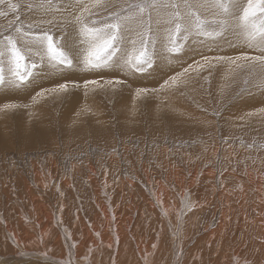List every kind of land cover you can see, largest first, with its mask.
Instances as JSON below:
<instances>
[{"label": "rangeland", "instance_id": "374dc122", "mask_svg": "<svg viewBox=\"0 0 264 264\" xmlns=\"http://www.w3.org/2000/svg\"><path fill=\"white\" fill-rule=\"evenodd\" d=\"M103 2L107 5L109 4V6H111L112 4H125V6H127L125 0H103ZM128 2H135V0H128ZM238 2H240L239 4H242L241 6H244L246 4V0H238ZM13 3L17 4L16 10H13L10 7V5ZM29 3H32V0H5L4 4H0V33L8 34L9 31H14L16 28H20L23 31H28L29 23L33 25L31 31L38 32L39 28L36 27V25H39L43 28L51 27V25L47 23H41V21H60L64 16H67V13L57 11L55 8H52L47 12H45L43 9H37L35 4H33L32 8H29ZM92 12L95 15L89 16L88 13H85L86 21L91 19H99L100 16L106 14L103 8H93ZM230 34L232 35L233 32L228 31L226 33L227 36L225 35L224 39H218L219 42H213L212 39H209L207 37L191 35L187 41H182L184 51L178 55L175 53H169L167 52L166 48H163V54H165L163 55V58H167L166 60H164L165 63L163 62L162 64H160L161 62L159 60V53L157 51V68L155 67L154 70L142 74L132 75L128 72H114L110 69H107L105 73H103L104 70L90 72L86 70L83 71V68H81L80 70L79 67H74L70 70L63 69L60 71H50V69H48V66H45L46 68L44 67L45 70L43 69V72L40 71L37 73H42L39 75L44 77L43 79H40V81L39 79L37 80V83L39 82L38 85H43L42 87L45 88L53 86L56 81L60 79L61 75L72 78V80H75L76 84H69V92L66 93L65 96L62 97V99H59V96L57 97L53 94H51L50 98L47 96L49 93L47 95H43L44 97H41V95H39L40 89H37L39 87H35V89L32 88L34 87L32 84L27 85L30 88V93H32L33 95L37 94L36 96L43 101L41 102L45 104L46 110L49 112V115H53L49 118L50 121L52 120L51 127L49 129L52 132L49 131V134L47 136H51V138L48 139L49 142L46 141V139H44L46 141L44 142L43 138L39 136V140L37 138L38 142H32L28 148L23 146L20 141H18L19 139L17 138L19 137H17V135H20V133L24 129H26V127L29 125V122H34L36 120L32 119L31 121H29L25 119L17 122L12 121L14 115H11V112L13 113V110L11 111V108H6L4 105L16 104L17 107L12 109L15 110L14 112L18 113L19 107L24 103L25 100H16V98H14V95L11 92L14 88L0 87V103L3 102L1 103L2 105H0V108L4 107L8 112H10L8 114V112L5 111L4 108L0 109V116L7 117L10 121H12L9 122V125H6L8 129L10 128V130L7 132L3 128L2 120L0 119V264H54L52 262L54 258L57 259L56 261H59L58 257L64 256V253H62V251L66 249V245H62V238L64 237V235L68 234H70L71 241L72 239L74 240L70 244L74 245L73 247L76 251L74 256L75 259L77 261H80L84 257L87 258V255L89 253L90 256L88 258L90 262H92V264H146L147 262H151V264H155L156 262V264H174L173 261H176L175 263L177 264H183V262H185L184 264H224L227 258L230 259L233 254H237V250L244 254L245 248L242 249V247L240 248V246H237L236 248V245L232 247H230V245L224 246L226 245V243L224 242V240H222L223 235L220 233L219 226L220 221H222L223 217L221 214L216 218L213 217L215 212L214 208H216L215 204H213V207L211 205H209L208 207V201H206L211 200L210 198H212V200H218V197L224 196L225 193H229L222 199L225 201L224 211L228 212L227 215L229 214L230 216H232L233 213H231V211L233 212L234 208L238 213H236L237 218L241 216L240 211L234 207L237 203V200H235L234 197L232 198L230 195H232L233 193L226 189L228 187V183L226 182V180L230 178L231 171L236 172V174L239 173L238 176L241 178L240 180L245 182L249 181V173H247L248 171L250 172L251 176H253V174L255 176L252 182L257 178L256 176H258L257 179H264V125L261 126L259 123V121L263 120L264 118V111H260V109H264V84H262V82H264V73H262V70L260 68L252 67L250 63H246V61L243 59L236 60L237 64L227 61L217 62L213 59V63L211 66L203 61L204 56H207L209 58L220 56L236 58L242 57L243 55H247L249 57L259 56L260 51L255 47H248V43L244 39V37H238L239 35L235 33L234 36H231ZM190 43H193L194 45ZM218 44H222L221 47ZM188 45H191V47ZM222 46H224V49L222 48ZM219 48L221 49V52H219ZM231 53H233L234 56ZM255 53L258 55H256ZM244 63H246L247 67L244 66ZM203 64L206 65L203 66L205 68L199 66ZM163 66L165 68H163ZM239 66L241 67V69H239ZM185 69H187V71H185ZM47 73L50 74L48 75ZM51 74L56 75L54 79L49 80L52 76ZM172 76H176L175 82L171 81L170 77ZM46 77L48 78L47 82ZM79 77L81 78L79 79ZM178 78H180V80H178ZM118 79L119 81H121V83H115V81H117ZM85 80H96L98 81V83H89L85 85ZM165 80L168 81L167 84H165ZM109 81H113V83L109 84ZM183 83L184 85L186 84L185 87L181 86L183 85ZM180 86L182 89L179 88ZM139 88H147L149 91L146 94H141L138 98L136 92ZM189 89H194V91L191 92ZM196 90L197 92H195ZM8 91L10 92V94ZM130 91L132 92V94H135L133 95V98ZM3 92L4 94H2ZM165 92H169L168 95L175 96L174 101L172 102H179L180 105H182V102H184V106H186L188 110L191 109L193 117L187 120L186 114L183 115L171 113L168 110L169 104ZM196 93L199 94L197 95ZM8 94L9 96H6ZM74 94L75 96L80 94V96L84 100L82 99L83 101L80 103L81 107L79 108V110L77 107L75 108L76 111L71 110V113L68 115L71 104L75 102L73 101L75 100V96L73 97ZM85 95L88 99H85ZM111 96H114V98ZM163 96H166L164 97L166 99H164ZM177 96H179V98H177ZM12 97L13 100H11ZM116 97H118L117 100L115 99ZM130 97L132 99H130ZM190 97L194 98V100L198 97V99L195 100L197 102L190 99ZM216 97H218V99ZM4 98L7 102L3 100ZM150 98L152 101L150 100ZM154 98L156 99L153 100ZM199 98L201 99V102ZM102 99L104 100V102L102 101ZM12 101L15 102L13 103ZM84 101L87 103V105ZM126 101L130 104L129 106L122 105L126 104ZM90 102H92L93 105L92 103L90 104ZM152 102H154V104ZM251 104L254 106H252ZM30 105L33 106L32 104ZM58 105L59 107H56ZM82 105H85L83 106L84 110H81ZM117 105L121 106L117 107ZM258 105H260V107ZM97 106H99L98 108H100L101 112H96L98 109ZM247 106L250 110H248ZM86 107L88 108L89 112L85 110L87 109ZM124 107L126 109H129V112L125 111L126 114L121 113L119 109L121 108L122 110H125ZM131 107L133 109L135 107L134 111L137 112L136 114L134 113V111H130ZM242 107L244 108V110ZM89 108H91V110ZM92 109L94 110V112ZM152 109H154V111ZM115 110H117V112H115ZM188 110L185 109L186 112H188ZM87 112L91 115H88ZM138 113H141V115H139ZM237 114H240V116H237ZM257 115L262 117L259 118V116ZM94 116H96L98 120L110 124L106 132L93 134L91 133L90 128L88 129V131L83 133L81 132L73 138H68L66 136L64 137L63 135H59L60 139L57 137L55 138L54 134L58 133L61 129L69 128L68 122H70L71 119H75V124L84 121L85 127L81 128L82 131H84L87 129L86 121H92L94 119ZM53 117L55 120L53 119ZM241 118L243 120L247 118L245 119L246 122L245 120L242 121ZM22 121L24 122V124ZM247 122L250 123V127L247 125ZM98 123L100 122L98 121ZM125 123L126 127L130 129L126 130V127H122V124ZM10 124L13 127H11ZM19 124L25 126H20ZM231 124H234L233 127L235 131L232 130V126H230ZM18 126H20L19 129ZM54 126H56L58 129ZM85 137L88 139H86ZM7 138H10V141ZM217 149H219L220 152H218ZM258 157H261V163ZM168 159L170 161H175L177 164L179 163L178 168H180V174H188V177L191 176L189 172H192L195 169H188L186 165L189 164L192 167H200V177L195 178L193 185L194 187L189 194L190 200L188 201L190 203L189 206L192 207L191 213L196 212V210L198 209L197 207H201L197 211H207V215L204 216V218L202 216L201 218L199 217L197 222L193 225L194 227L192 226V228L189 230L188 228H186V225H184L189 216L184 217V219L180 221L176 217V215L171 214L167 215V219H165L162 216L161 210L158 208H156L158 210L155 209L154 212L146 211L152 214L151 217L147 216L148 219L145 216L143 217L144 219L140 218L139 216L140 208L143 204L146 205L147 203H151L154 205L155 202L153 197L151 196V191L158 190V188L154 185L148 186L146 181L140 182L137 179V176L139 175L143 179L140 180L144 181L146 180V173L149 172V176L152 179L153 184L157 181L163 182L164 189L166 191H171V188H169L168 184L165 183L167 179L168 181H171L173 177H170L171 175L169 172L171 171L169 169H164L166 167L165 164L168 162ZM157 163H160V165H157ZM73 167H76V169ZM92 167H95V170L96 172H98V174H93L91 172ZM256 170L258 171V173ZM210 171L212 173H210ZM36 173L40 174L38 186H36ZM218 173L221 178L215 181L214 175H218ZM212 174L213 177H211ZM156 175L158 178L156 177ZM242 175H244L245 177L243 178ZM143 176L145 178H143ZM88 177L92 180V182ZM104 177L106 178V180H110V183L106 184L107 191L105 189L104 191L102 188V185L104 184V182L102 181L105 180ZM49 178H52V181ZM155 178L158 180H156ZM47 179L48 181H51L50 187H53V189L51 188V191L46 190V188L48 189L46 181ZM72 179L73 181H71ZM159 179L161 181H159ZM257 179L253 183L259 181ZM66 180L67 182H70L67 188H65L63 186L64 183H62ZM125 181H127V183L128 181L139 182L138 184L140 186L138 187L140 189H142L141 186L143 188L145 187L146 190H143V193L146 195V197L148 196V199L150 197V200H142L139 193H135L136 200L130 201L126 197H124V199L122 196L123 191L126 192L127 197H130V191L128 192L129 188L127 186V183L124 184ZM215 182H217V185L213 190L210 186L212 184L215 185ZM191 183L192 180L188 179L185 182V185L188 186ZM231 183L233 185H236V180L232 181ZM263 183H256V189L257 187H259V185L264 189ZM41 184H45V189L40 188ZM70 184L72 185L70 186ZM98 186L100 187V189ZM110 187H112V190ZM55 188L59 191H53ZM234 188V191L236 193L241 194L243 192V188ZM95 191H97L99 194H97ZM175 194H172L174 202L171 197H169L168 200L178 206L177 203L179 201L176 200H179V197H177L179 193L175 192ZM99 195L103 196L104 198L100 197ZM137 195L140 198L137 197ZM183 197L186 198L187 193L183 195ZM230 197L231 201L234 202L233 206H231V204H226V199L230 200ZM122 198L124 201L122 200ZM117 203L119 204V207L117 206ZM114 204L116 205L115 207ZM123 204L125 205V207ZM102 205L104 207H101ZM128 205H131L133 208H131V206L129 207ZM217 205H219V208L221 210L222 204ZM126 210H128V212ZM53 214H55L56 216ZM115 215V219L110 218V216L114 217ZM230 216L229 218L231 219ZM131 217L133 218V225L131 224V220H129ZM108 219L110 221H108ZM122 219L125 221H123ZM168 219L170 220L168 221ZM228 219L226 220L229 225L227 230H229V228L230 230H235L236 228H238V225L233 227V218L232 221H230L232 224H229L230 222L228 221ZM146 221L148 223L145 226ZM238 221H240V218L236 219L237 223H239ZM168 222H171L173 226H171V223ZM116 223L122 224L121 229L118 230L119 232L117 231L118 228H114ZM178 225H180V231L177 230ZM41 231L45 233H42ZM133 231H135L137 234L140 233V235L138 234L140 237L144 236V246H150L151 242L149 240L152 239L151 241L153 243V241L157 238L155 246H150L148 255H145L143 253V255L140 256L139 247H137L136 244L137 241L133 239ZM11 232H13V234ZM175 233H177V235ZM215 233H217V237ZM12 235L14 236L12 237ZM47 235L49 237H47ZM212 235H214V237ZM88 236H90L91 238ZM230 236L231 238H233L234 233H231ZM32 239L34 240L33 242ZM176 239L179 240L178 242L180 246H176L179 249L178 253H176V247L174 248V241ZM207 239L210 240L208 241ZM210 241L213 242L210 244ZM21 242H24L25 244H23L25 246L23 244L21 245ZM263 242L264 240L257 239L258 247H260L257 248V250H261L262 244L264 245ZM17 244L18 246H16ZM193 244L196 245L197 251L195 250V245ZM208 244H210V246ZM80 245L84 246L81 252L80 250H78V248L81 247ZM93 246L95 248H93ZM202 246L205 248L204 251H201L200 247ZM226 247H229L228 249L230 250V252L228 249H226ZM125 248H127L126 251ZM119 251H121V253ZM124 252L125 254H123ZM144 252L146 253V251ZM173 252H175V255L173 254ZM232 252L234 253L232 254ZM157 256L159 261H155V257ZM245 256L242 257V260L245 259V261L247 262L236 261V264H264V260L261 261L262 257H260V255H258L260 259L257 261L254 260V258H250L251 254H247ZM49 257H51L52 259ZM163 258H165V260H163ZM145 260L148 261H146L145 263ZM229 264L231 263L229 262Z\"/></svg>", "mask_w": 264, "mask_h": 264}, {"label": "snow or ice", "instance_id": "6c2138e0", "mask_svg": "<svg viewBox=\"0 0 264 264\" xmlns=\"http://www.w3.org/2000/svg\"><path fill=\"white\" fill-rule=\"evenodd\" d=\"M4 3L5 0H0V4ZM125 3L127 6H109L103 0H32L29 8L33 4L45 12L55 8L67 16L60 21H41L51 27L36 25L38 32L31 31L33 25L29 23L28 31L16 28L8 34L0 33V87L21 88L32 84L40 88L41 96L46 93L59 96L68 93L69 84L76 82L61 75L53 86L38 85L37 80L44 77L37 73L43 71L45 65L53 71L82 67L90 72L110 69L142 74L156 67L157 43L167 52L178 55L184 51L182 41H187L191 35L218 42L228 31L244 37L248 47L257 48L260 55L234 59L204 56L205 63L211 66L213 59L230 63L243 59L264 73V0H246L244 6L238 0H125ZM10 7L16 10L17 4ZM93 8H103L106 14L86 21L85 13L95 15ZM170 79L175 82L176 76ZM84 83L97 84L98 81L85 80ZM148 91L139 88L136 95ZM5 107L17 106L7 104Z\"/></svg>", "mask_w": 264, "mask_h": 264}, {"label": "bare ground", "instance_id": "6f19581e", "mask_svg": "<svg viewBox=\"0 0 264 264\" xmlns=\"http://www.w3.org/2000/svg\"><path fill=\"white\" fill-rule=\"evenodd\" d=\"M244 1V0H243ZM240 3V2H239ZM109 5V4H108ZM240 5H242V4H240ZM32 11V10H31ZM33 14V13H32ZM87 14V13H86ZM56 18V17H55ZM210 18V17H209ZM89 19V18H88ZM35 21V20H34ZM231 33V32H230ZM226 35V34H225ZM228 35V34H227ZM226 35V36H227ZM231 35V34H230ZM233 36H234V33L232 34ZM231 35V36H232ZM238 37H240V36H238ZM225 38V37H224ZM223 38V39H224ZM232 38V37H231ZM236 38V37H235ZM210 39V38H209ZM222 40V39H221ZM236 40V39H235ZM239 40V39H238ZM192 41V40H191ZM234 41V40H233ZM199 42V41H198ZM219 42V41H218ZM223 42V41H222ZM197 43V42H196ZM190 44H193V43H190ZM235 44H237V43H235ZM194 45V44H193ZM218 45H220V44H218ZM222 45V44H221ZM221 45H220V47H221ZM186 46V45H185ZM188 46H190L191 47V45H188ZM218 47V46H217ZM224 46H222V48H223ZM220 49V48H219ZM224 49V48H223ZM222 49V50H223ZM231 49V48H230ZM157 51H158V53H159V60H160V64H162L163 62H164V60H166V59H164L163 57V55H165V54H163L164 53V51H163V48L160 46V44L159 43H157ZM188 51V50H187ZM226 51V50H225ZM244 51H245V49H244ZM243 51V52H244ZM207 52V51H206ZM219 52H221V49H220V51ZM230 52V51H229ZM256 52H258V51H256ZM197 53V52H196ZM204 53V52H203ZM213 53V52H212ZM211 53V54H212ZM242 53V52H241ZM260 53V52H259ZM208 54V53H207ZM232 55H233V53H231ZM256 54V53H255ZM182 55V54H181ZM192 55V54H191ZM256 55H258V54H256ZM260 55V54H259ZM158 56V55H157ZM170 56V55H169ZM209 56V55H208ZM211 56V55H210ZM231 56V55H230ZM234 56V55H233ZM228 57V56H227ZM191 58V57H190ZM199 59V58H198ZM203 59V58H202ZM234 59V58H233ZM195 61V60H194ZM204 61V60H203ZM178 62V61H177ZM192 62V61H191ZM205 62V61H204ZM228 62V61H227ZM165 63V62H164ZM213 63V62H212ZM222 63V62H221ZM247 63V62H246ZM246 63H244V66H246L247 67V65H246ZM171 64V63H170ZM195 64V63H194ZM219 64V63H218ZM237 64V63H236ZM203 65H205V64H203ZM240 65V64H239ZM45 66H47V65H45ZM44 66V67H45ZM162 66V65H161ZM206 66V65H205ZM223 66V65H222ZM228 66H230V65H228ZM234 66V65H233ZM241 66V65H240ZM239 66V67H240ZM243 66V67H244ZM46 68V67H45ZM81 68L82 67H79V69L81 70ZM157 68V67H156ZM163 68H165L164 66H163ZM203 68H205V67H203ZM223 68V67H222ZM232 69V68H231ZM234 69V68H233ZM237 69V68H236ZM239 69H241V67L239 68ZM244 69V68H243ZM45 70V69H44ZM106 70L107 69H105L104 71H103V73H105L106 72ZM248 70V69H247ZM51 71V70H50ZM49 71V72H50ZM66 71V70H65ZM83 71H85V70H83ZM109 71V70H108ZM167 71V70H166ZM249 71V70H248ZM43 72V71H42ZM46 72H47V69H46ZM46 72H45V74H46ZM61 72H64V71H61ZM67 72V71H66ZM65 72V73H66ZM168 72V71H167ZM232 72V71H231ZM99 73H101V72H99ZM234 73V72H233ZM39 74H42V73H39ZM39 74H37V75H39ZM44 74V73H43ZM48 74V73H47ZM50 74V73H49ZM48 74V75H49ZM64 74V73H63ZM95 74V73H94ZM152 74V73H151ZM52 75V74H51ZM56 75V74H55ZM55 75L53 74L51 77H50V79L49 80H52V79H54V77H55ZM75 75V74H74ZM80 75H82V74H80ZM40 76V75H39ZM47 76V75H46ZM60 77V76H59ZM92 77V76H91ZM179 77V76H178ZM47 78V77H46ZM81 77H79V79H80ZM109 78V77H108ZM111 78V77H110ZM188 78V77H187ZM56 79V78H55ZM72 79V78H71ZM116 79H117V77H116ZM47 80H48V78L46 79V82H47ZM57 80V79H56ZM99 80V79H98ZM119 80V79H118ZM178 80H180V78H178ZM177 80V81H178ZM39 81H40V79H39ZM75 81V80H74ZM114 81V80H113ZM184 81V80H183ZM182 81V82H183ZM82 82V81H81ZM37 83V82H36ZM39 83V82H38ZM37 83V84H38ZM42 83V82H41ZM51 83V82H50ZM79 83H80V81H79ZM170 83V82H169ZM184 83H186V82H184ZM184 83H183V85H181L182 87H185L186 86V84L184 85ZM52 84V83H51ZM85 84V83H84ZM30 85V84H29ZM80 85V84H79ZM172 85H174V84H172ZM43 86V85H42ZM177 86V85H176ZM181 86L179 87L180 89H182L181 88ZM192 86V85H191ZM262 86V85H261ZM172 87V86H171ZM23 88V87H22ZM22 88H14L11 92H12V94L14 95V98H16V100L17 99H19V100H21V99H24V100H22V101H24V103L19 107V110H18V113H16V112H14L15 110L14 109H12L11 108V111L13 110V113L11 112V115L13 114L14 115V117H13V119H12V121H20V120H29V121H31L32 119H35L36 121H34V122H29L28 124V126L26 127V129H24L21 133H20V135H17V137H19V138H17V139H19L18 141H20V143L23 145V146H25V147H29L30 146V144L33 142V143H36V142H38V140H39V136H41L42 138H43V140L44 139H46V141H48V139L49 138H51V136H49V137H47L48 136V134H49V129H50V127H51V121H50V117H52V116H50L49 115V112L46 110V106H45V104L44 103H42L43 101L41 100V99H39L36 95L37 94H35V95H33L32 93H30V88L27 86V87H24L23 89ZM32 88H35V86L34 87H32ZM37 88V87H36ZM35 88V89H36ZM122 88V87H121ZM196 88V87H195ZM37 89H40V88H37ZM101 89V88H100ZM34 90V89H33ZM90 90V89H89ZM168 90V89H167ZM187 90H188V88H187ZM190 90V89H189ZM199 90V89H198ZM201 90V89H200ZM10 91V90H9ZM8 91V92H9ZM36 91V90H35ZM34 91V92H35ZM37 91H39V90H37ZM88 91V90H87ZM110 91V90H109ZM128 91V90H127ZM191 92L192 91H194V89L193 90H190ZM6 92V91H5ZM94 92V91H93ZM108 92V91H107ZM126 92V91H125ZM131 92V91H130ZM195 92H197V90L195 91ZM216 92V91H215ZM0 93H1V90H0ZM36 93V92H35ZM84 93V92H83ZM110 93V92H109ZM121 93V92H120ZM127 93V92H126ZM152 93V92H151ZM187 93V92H186ZM219 93V92H218ZM218 93H215V94H218ZM2 94H4V92L2 93ZM9 94H10V92H9ZM9 94L8 95H6V96H9ZM48 93H46V95H47ZM85 94V93H84ZM98 94V93H97ZM105 94V93H104ZM113 94V93H112ZM115 94V93H114ZM130 94V93H129ZM131 94H132V92H131ZM158 94V93H157ZM169 94V92H165V95L167 96V99H168V110L171 112V113H177V114H186V116H187V120H189V119H191L192 117H193V113H192V111H191V109L190 110H188L187 108H186V106H184V102H182V105H180L179 104V102H172V101H174V98H175V96L174 95H168ZM172 94V93H171ZM178 94V93H177ZM191 94V93H190ZM197 94V93H196ZM199 94V93H198ZM197 94V95H198ZM201 94V93H200ZM95 95V94H94ZM121 95V94H120ZM133 95H135V94H132V98H133ZM1 96V95H0ZM48 97H50L51 98V94L49 93L48 95H47ZM65 96V94H61V95H59V99H62V97H64ZM75 96V94L73 95V97ZM116 96H117V94H116ZM150 96H153V95H150ZM166 96H163V98L164 97H166ZM188 96V95H187ZM11 97V96H10ZM42 97V96H41ZM44 97V96H43ZM111 97H113L114 98V96H111ZM129 97V96H128ZM138 98H139V96H137ZM193 97V96H192ZM254 97V96H253ZM252 97V98H253ZM68 98V97H67ZM75 100H73V101H75V102H73L72 104H71V106H70V109H69V112H68V115L71 113L70 111L71 110H75L76 111V109L75 108H77L78 107V110H79V108L81 107V102L84 100L81 96H80V94L79 95H76L75 97ZM92 98H93V95H92ZM96 98V97H95ZM101 98V97H100ZM106 98H108V97H106ZM117 98L118 97H116L115 99L117 100ZM131 97H130V99H132ZM143 98V97H142ZM152 98V97H151ZM151 98H150V100H151ZM177 98H179V96H177ZM189 98V97H188ZM217 99H218V97H216ZM10 99V98H9ZM8 99V100H9ZM43 99V98H42ZM83 99V100H82ZM85 99H88V98H86V95H85ZM126 99V98H125ZM146 99V98H145ZM156 98H154L153 100H155ZM157 99H159V98H157ZM164 99H166V98H164ZM190 99H192V100H194V98H191L190 97ZM197 99H198V97H197ZM197 99H195V100H197ZM200 99V98H199ZM217 99H216V101H217ZM3 100H5V98L3 99ZM11 100H13V97H12V99ZM46 100V99H45ZM69 100V99H68ZM97 100V99H96ZM118 100H120V99H118ZM123 100H124V98H123ZM194 100V101H195ZM1 101V100H0ZM6 101V100H5ZM21 101V102H22ZM42 101V102H41ZM89 101V100H88ZM87 101V102H88ZM102 101L104 102V100L102 99ZM107 101H108V99H107ZM148 101V100H147ZM152 101V100H151ZM7 102V101H6ZM13 103L15 102V101H12ZM11 102V103H12ZM17 102V101H16ZM59 102H62V101H59ZM65 102V101H64ZM85 102V101H84ZM124 102V101H123ZM131 102V101H130ZM156 102V101H155ZM161 102V101H160ZM163 102V101H162ZM181 102V101H180ZM193 102V101H192ZM195 102H197V101H195ZM199 102V101H198ZM200 102H201V99H200ZM203 102V101H202ZM249 102V101H248ZM1 103H3V102H1ZM0 103V105H2ZM10 103V102H9ZM86 103V102H85ZM84 103V104H85ZM92 102H90V104H91ZM102 103V102H101ZM145 103V102H144ZM147 103V102H146ZM153 104H154V102H152ZM165 103H167V102H165ZM165 103H163V104H165ZM184 103V104H183ZM250 103H251V101H250ZM30 104H32L33 106H31ZM99 104V103H98ZM107 104V103H106ZM115 104H116V102H115ZM118 104H119V101H118ZM133 104H134V102H133ZM162 104V105H163ZM4 105V104H3ZM6 105V104H5ZM4 105V106H5ZM16 105V104H15ZM86 105H87V103H86ZM92 105H93V103H92ZM91 105V106H92ZM109 105V104H108ZM123 106L124 105H130L127 101H126V104H122ZM252 105V104H251ZM65 106V105H64ZM83 106H85V105H82V109L81 110H84L83 108ZM100 106V105H99ZM99 106H97V108L99 107ZM120 107L121 105H117V107ZM131 106H133V105H131ZM147 106V105H146ZM252 106H254V105H252ZM259 107H260V105H258ZM2 107V106H1ZM56 107H59V105L58 106H56ZM135 107H136V105H135ZM135 107H134V109L131 107V109H130V111H134L135 110ZM154 107V106H153ZM189 107V106H188ZM248 107V106H247ZM256 107V106H255ZM4 107H2V108H0V109H3ZM87 108V107H86ZM125 108V107H124ZM128 108V107H127ZM139 108V107H138ZM148 108V107H147ZM239 108V107H238ZM243 108V107H242ZM254 108V107H253ZM5 109V108H4ZM10 109V108H9ZM49 109V108H48ZM90 110H91V108H89ZM99 109V110H98ZM97 109V113L100 111V108H98ZM120 109V111H121V113H123V114H126L125 113V111H127V112H129V109H126L125 108V110L123 109H121V108H119ZM155 109V108H154ZM154 109H152L153 111H154ZM185 109L186 110H188V112H186L185 111ZM85 110H87L88 111V108L87 109H85ZM93 110V109H92ZM96 110V109H95ZM140 110V109H139ZM243 110H244V108H243ZM248 110H250L249 109V107H248ZM4 111V110H3ZM5 111H7L6 109H5ZM104 111V110H103ZM150 111V110H149ZM251 111H252V109H251ZM259 111V110H258ZM8 112V111H7ZM54 112H56V111H54ZM63 112V111H62ZM80 112V111H79ZM89 112V111H88ZM87 112V113H88ZM91 112V111H90ZM93 112H94V110H93ZM92 112V113H93ZM101 112V111H100ZM110 112V111H109ZM115 112H117V110H115ZM140 112V111H139ZM239 112V111H238ZM250 112V111H249ZM10 112H8V114H9ZM66 113H67V111H66ZM81 113V112H80ZM106 113V112H105ZM131 113V112H130ZM134 113L136 114L137 112H135L134 111ZM3 114H4V112H3ZM6 114V113H5ZM83 114V113H82ZM85 114V113H84ZM104 114V113H103ZM117 114V113H116ZM135 114H133V115H135ZM139 114V113H138ZM255 114V113H254ZM253 114V115H254ZM77 115V114H76ZM80 115V114H79ZM86 115V114H85ZM88 115H91V114H89L88 113ZM139 115H141V113L139 114ZM154 115V114H153ZM202 115V114H201ZM251 115V114H250ZM117 116V115H116ZM132 116V115H131ZM237 116H240V114L238 115L237 114ZM242 116V115H241ZM256 116V115H255ZM257 116H259V115H257ZM55 117V116H54ZM54 117H53V119H54ZM58 117V116H57ZM121 117V116H120ZM129 117V116H128ZM202 117V116H201ZM250 117V116H249ZM262 117V116H261ZM260 116H259V118H261ZM264 117V116H263ZM10 118V117H9ZM56 118V117H55ZM94 119L92 120V121H90V122H87L86 121V125H87V129L86 130H84V131H82V129L81 128H84L85 126H84V121H82V122H78L77 120V124H75V119H71L70 120V122H68L69 123V128H64V129H61L59 132H58V130H57V132L58 133H56V134H54L55 135V138L57 137V138H59L60 139V136L59 135H63L64 137L66 136V137H68V138H73L74 136H77L79 133H83V132H86V131H88V129H90L91 128V133H93V134H97V133H99V132H106L107 131V129H108V126L110 125V124H107V123H105V122H102V121H100V120H98L97 118H96V116H94L93 117ZM183 118H185V117H183ZM0 119L2 120V124H3V128L8 132L9 130H10V128L8 129L7 128V126L6 125H9V122H12V121H10L7 117H4V116H0ZM145 119V118H144ZM194 119V118H193ZM196 119V118H195ZM245 119H247V118H245ZM244 119V120H245ZM1 120H0V123H1ZM55 120V119H54ZM136 120V119H135ZM241 120L242 121H244L242 118H241ZM98 121L100 122V123H98ZM121 121V120H120ZM119 121V122H120ZM196 121V120H195ZM248 121V120H247ZM23 122V121H22ZM59 122V121H58ZM112 122V121H111ZM127 122V121H126ZM188 122V121H187ZM245 122H246V120H245ZM249 122V121H248ZM247 122V123H248ZM15 123V122H14ZM243 123V122H242ZM259 123H260V125L261 126H263L264 125V118H263V120H260L259 121ZM1 124V125H2ZM11 124H13V123H11ZM11 124H10V126H11ZM23 124H24V122H23ZM20 126L22 125V124H19ZM130 125H131V123H130ZM130 125H128V126H130ZM200 125V124H199ZM205 125V124H204ZM233 125L234 124H231L230 126H232V130L233 131H235V129H234V127H233ZM249 127H250V123H248L247 124ZM246 125V126H247ZM255 125V124H254ZM20 126H18V129L20 128ZM22 126H25V125H22ZM58 126H59V124H58ZM260 126V127H261ZM11 127H13V126H11ZM54 127H56V126H54ZM122 127H126V123L125 124H122ZM202 127V126H201ZM57 128V127H56ZM197 128H198V126H197ZM257 128V127H256ZM255 128V129H256ZM12 129V128H11ZM16 129V128H15ZM14 129V130H15ZM58 129V128H57ZM127 129H130V128H128V127H126V130ZM196 129V128H195ZM244 129V128H243ZM254 129V130H255ZM261 129V128H260ZM264 129V128H263ZM17 130V129H16ZM151 130V129H150ZM4 131V130H3ZM55 131H56V129H55ZM258 131V130H257ZM1 132V131H0ZM13 132V131H12ZM50 132H52V131H50ZM260 132H262V131H260ZM122 133V132H121ZM130 133V132H129ZM7 134V133H6ZM88 134H89V132H88ZM258 134V133H257ZM256 134V135H257ZM260 134V133H259ZM5 135V134H4ZM1 136V135H0ZM14 136H15V134H14ZM53 136V135H52ZM90 136V135H89ZM4 137V136H3ZM7 137H9V136H7ZM47 137V138H46ZM81 137V136H80ZM91 137V136H90ZM37 138H38V140H37ZM79 138V137H78ZM86 138V137H85ZM8 139V138H7ZM41 139V138H40ZM86 139H88V138H86ZM9 141H10V138L8 139ZM11 140H12V138H11ZM42 140V141H43ZM2 141V140H1ZM8 141V142H9ZM45 140H44V142H46ZM91 141V140H90ZM7 142V141H6ZM49 142V141H48ZM52 142V141H51ZM50 142V143H51ZM68 142H70V141H68ZM4 143V142H3ZM10 143V142H9ZM6 144V143H5ZM66 144V143H65ZM4 145V144H3ZM12 145V144H11ZM73 145V144H72ZM6 147H9V146H6ZM231 149V148H230ZM206 150V149H205ZM217 151L218 152H220V150L219 149H217ZM230 151V150H229ZM232 151V150H231ZM233 153V152H232ZM243 153H245V152H243ZM247 156V155H246ZM215 158V157H214ZM217 158V157H216ZM238 158H239V156H238ZM194 159V158H193ZM258 159H259V161H260V163H261V157H258ZM257 159V160H258ZM192 162H193V160H192ZM195 162V161H194ZM166 163V162H165ZM179 164V163H178ZM178 164L175 162V161H170L169 159H168V162L165 164L166 165V167L164 168V169H169L171 172H169L170 173V177H172V180L171 181H168V179L165 181V183L166 184H168V186H169V188H171V191H166L165 189H164V184H163V182H155L154 184H153V182H152V179L150 178V176H149V172L148 173H146V180H144V181H142L143 179L138 175L137 176V179L140 181V182H147V184H148V186L149 185H154V186H156L157 188H158V190H154V191H151V196L153 197V199H154V205L153 204H148L146 201V205L145 204H143L142 206H141V208H140V218H143L144 216L147 218V216H150L151 217V213H149V212H146V211H153L154 212V210L156 209V208H158V209H160L161 210V212H162V216L165 218V219H167V215H176V217L180 220V221H182L183 219H184V217H186V216H189L188 218H187V221H186V223L184 224V225H186V228H188V230L189 229H191L192 228V226L197 222V220L199 219V217L201 218V216L204 218V216H206L207 214H206V212L207 211H197L198 209H200L201 207H197L198 209L196 210V212H193V213H191V211H192V207L191 206H189V201L188 200H190V198H189V194H190V192L193 190V185H194V180H195V178L197 177V178H199L200 177V174H199V172H200V167H198V166H196V167H192L191 165H186L187 167H188V169H190V168H194L195 170H193L192 172H189V174H191V176L190 177H188V174H185L184 173V175H181L180 174V168H178ZM184 164V163H183ZM203 164V163H202ZM205 164V163H204ZM207 164V163H206ZM89 165V164H88ZM139 165V164H138ZM157 165H160V163H157ZM72 166V165H71ZM76 166V165H75ZM84 166V165H83ZM257 166V165H256ZM255 166V167H256ZM182 167V166H181ZM230 167V166H229ZM233 167V166H232ZM252 167H253V165H252ZM254 167V168H255ZM73 168H75L76 169V167H73ZM79 168V167H78ZM159 168V167H158ZM234 168V167H233ZM92 169V173L93 174H98V172H96V170H95V167H92L91 168ZM100 169V168H99ZM145 169V168H144ZM182 169V168H181ZM227 169V168H226ZM235 169V168H234ZM149 170V169H148ZM255 170V169H254ZM258 170V169H257ZM256 170V171H257ZM74 171V170H73ZM82 171V170H81ZM213 171V170H212ZM238 171V170H237ZM262 171V170H261ZM50 172V171H49ZM79 172V171H78ZM105 172V171H104ZM163 172V171H162ZM253 172H255V171H253ZM156 173V172H155ZM210 173H212L211 171H210ZM225 173V172H224ZM244 173V172H243ZM247 173H249L248 174V178H249V181L248 182H245V181H242V180H240L241 178L238 176V174H236V172H233V171H231V174H230V178H228L227 180H226V182L228 183V187L226 188V189H228V191H231L233 194L232 195H230L232 198L234 197L235 198V200H237L236 202V205L234 206L237 210H239L240 211V214H241V216H239V217H237L236 218V213H237V211L233 208V212L231 211V213H233V215L232 216H230L229 214L227 215V213L228 212H226V211H224V200H222L225 196H227L229 193H225L224 194V196H220V197H218L219 199L218 200H212V198H210L211 200H206V201H208V204H207V206L209 207V205H211L212 207H213V204H215V207L216 208H214V210H215V212H214V215H213V217H217L218 215H222V221H220V224H219V226H220V233L223 235L222 237V240H224V242L226 243V245H224V246H228V245H230V247H232V246H235L236 248H237V246L239 247L240 246V248L242 247V249H244L245 248V252H244V254H242V252H240L239 250H237V254L235 253V254H233L234 252H232V254H233V256L232 257H230V259H228L227 258V260H226V262L224 263V264H229V262L231 263V264H236V261H238V262H247V261H245V259L244 260H242L243 258L242 257H244L245 255H247V254H251V256H250V258L251 259H253L254 258V260H259L260 258L258 257V255H260V257H262V259H261V261L262 260H264V245L262 244V247H261V250H257V248H260V247H258V243H257V239H260V240H264V189H263V187H261L260 185H259V187H257V189H256V187H255V185H256V183H263L264 182V179L263 178H260V179H257L258 178V176H256L257 178V180H259V181H257L256 183H253L252 182V180L254 179V174H253V176H251V174H250V172L248 171ZM257 173H258V171H257ZM49 174V173H48ZM74 174V173H73ZM108 174V173H107ZM161 174V173H160ZM209 174V173H208ZM36 175H37V181H36V186H38V183H39V179H40V174L39 173H36ZM52 175V174H51ZM101 175V174H100ZM129 175V174H128ZM225 175V174H224ZM223 175V176H224ZM238 176V178H237V176ZM245 175V174H244ZM244 175H242L243 176V178L245 177ZM256 175V174H255ZM91 176V175H90ZM109 176V175H108ZM163 176V175H162ZM167 176V175H166ZM47 177V176H46ZM48 177H50V176H48ZM52 177V176H51ZM101 177V176H100ZM153 177V176H152ZM156 177H157V175H156ZM202 177V176H201ZM211 177H213V174H212V176ZM247 177V176H246ZM259 177H261V176H259ZM53 178V177H52ZM52 178L50 179L51 181H52ZM89 178V177H88ZM105 178V177H104ZM143 178H145L144 176H143ZM158 178V177H157ZM219 178H221L220 177V175H219V173H218V175H214V180L215 181H217ZM66 179V178H65ZM140 179H142V180H140ZM156 179V178H155ZM170 179V178H169ZM192 180V183L190 184V185H188V186H186L185 185V182L187 181V180ZM34 180V179H33ZM89 180H91L90 178H89ZM94 180V179H93ZM96 180H97V178H96ZM102 180V179H101ZM137 180V181H138ZM156 180H158V179H156ZM164 180V179H163ZM201 180V179H200ZM225 180V179H224ZM236 180V185H233L231 182L232 181H235ZM47 181V187H48V189L46 188V190H48V191H51L52 189H53V187H50V184H51V181H48V179L46 180ZM71 181H73V179L71 180ZM88 181V180H87ZM131 181V180H130ZM130 181H128V183H127V181H125V183L124 184H126L127 183V186H128V188H129V190H128V192L130 191V197H127L126 195V192L125 191H123V193H122V196H123V198L124 197H126V198H128L130 201L131 200H136V196H135V193H139L140 194V197L142 198V200H144V199H146L147 201L148 200H150V197H149V199L146 197V195L143 193V190H146L145 189V187L143 188L142 186H141V188L142 189H140L138 186H140L138 183L139 182H130ZM159 181H161L160 179H159ZM246 181H247V179H246ZM91 182H92V180H91ZM94 182V181H93ZM102 182H104V184L102 185V188H103V190L105 189L106 191H107V187H106V184H109L110 183V180L108 179V180H106V178H105V180L104 181H102ZM250 182V183H249ZM252 182V183H251ZM25 183H26V181H25ZM59 183V182H58ZM60 183H61V181H60ZM62 183H64V187L65 188H67V186H69V183L70 182H67V180L66 181H63ZM207 183V182H206ZM210 183H212V182H210ZM221 183V182H220ZM56 184V183H55ZM55 184H53V185H55ZM100 184H102V183H100ZM99 184V185H100ZM145 184V183H144ZM146 184V185H147ZM219 184V183H218ZM264 184V183H263ZM44 185L45 184H41L40 185V188H42V189H45V187H44ZM57 185V184H56ZM59 185H61V184H59ZM72 184H70V186H71ZM145 185V186H146ZM216 185H217V182H215V185H211L210 187H211V189H215L216 188ZM258 185V184H257ZM29 186V185H28ZM144 186V185H143ZM56 187H58V186H56ZM99 187V186H98ZM155 187V188H156ZM234 187H237V188H239V189H242L243 188V192L241 193V194H239V193H236L234 190H235V188ZM52 188V189H51ZM94 188H96V187H94ZM111 188V190H112V187H110ZM119 188V187H118ZM168 188V189H169ZM62 189V188H61ZM98 189V188H97ZM99 189H100V187H99ZM114 189V188H113ZM121 189V188H120ZM147 189H148V187H147ZM55 190H58V189H54L53 191H55ZM92 190V189H91ZM104 190V191H105ZM115 190V189H114ZM116 190H117V188H116ZM27 191V190H26ZM59 191V190H58ZM102 191V190H101ZM101 191H100V193H101ZM148 191H149V189H148ZM221 191V190H220ZM225 191V190H224ZM56 192V191H55ZM63 192V191H62ZM97 194H99L97 191H95ZM144 192H146V191H144ZM175 192H177V193H181L180 195L178 194V196L177 197H179V200H176V201H179L178 203H177V205L178 206H176L174 203H171V201L170 200H168V198L169 197H171V199L173 200V202H174V199H173V196H172V194H175ZM218 192V191H217ZM64 193H65V191H64ZM187 193V197L186 198H184L183 197V195H185ZM208 193V192H207ZM206 193V194H207ZM47 194V193H46ZM56 194V193H55ZM95 194V193H94ZM96 194V195H97ZM147 194V193H146ZM61 195V194H60ZM148 195V194H147ZM176 195V194H175ZM209 195V194H208ZM219 195V194H218ZM62 196V195H61ZM100 197H103V196H101V195H99ZM98 196V197H99ZM112 196H114V195H112ZM111 196V197H112ZM137 197H139L138 195H137ZM139 197V198H140ZM212 197V196H211ZM231 197L229 198L230 200H227L226 199V201H227V205L228 204H231V206H233L234 204V202H232L231 201ZM63 198V197H62ZM104 198V197H103ZM123 198H122V200H123ZM206 198V197H205ZM208 198V197H207ZM216 198V197H215ZM125 199V198H124ZM95 200V199H94ZM97 200V199H96ZM141 200V199H140ZM233 200V199H232ZM124 201V200H123ZM126 201V200H125ZM130 201H127V202H130ZM175 201V202H176ZM117 202H120V201H117ZM136 202V201H135ZM144 202V201H143ZM210 202V203H209ZM110 203V202H109ZM113 203V202H112ZM111 203V204H112ZM115 203V202H114ZM123 203V202H122ZM126 203V202H125ZM124 203V204H125ZM195 203V202H194ZM201 203V202H200ZM123 204V205H124ZM136 204V203H135ZM217 204H222L221 205V210H220V208H219V205H217ZM101 205V204H100ZM99 205V206H100ZM108 205V204H107ZM119 204L117 203V206H118ZM126 205V204H125ZM125 205H124V207H125ZM64 206V205H63ZM116 205L114 204V207H115ZM122 206V205H121ZM120 206V207H121ZM129 207L131 206V205H128ZM127 206V207H128ZM160 206H161V208H160ZM174 206H176V207H174ZM101 207H104L103 205L101 206ZM100 207V208H101ZM107 207V206H106ZM119 207V206H118ZM117 207V208H118ZM137 207V206H136ZM226 207V206H225ZM131 208H133L132 206H131ZM102 209V208H101ZM123 209V208H122ZM158 209H156V210H158ZM195 209V208H194ZM205 209V208H204ZM226 209V208H225ZM113 210V209H112ZM133 210V209H132ZM227 210H228V208H227ZM119 211V210H118ZM123 211V210H122ZM127 212H128V210H126ZM125 211V212H126ZM130 211V210H129ZM104 212H106V211H104ZM256 212H257V215H256ZM134 213V212H133ZM156 213V212H155ZM191 213V214H190ZM110 214V213H109ZM238 214V213H237ZM53 215H55V214H53ZM58 215V214H57ZM108 215V214H107ZM128 215V214H127ZM126 215V216H127ZM135 215V214H134ZM191 215V216H190ZM48 216H50V215H48ZM56 216V215H55ZM105 216V215H104ZM155 216V215H154ZM229 216L231 217V219L229 218ZM58 217V216H57ZM41 218H43V217H41ZM59 218V217H58ZM62 218V217H61ZM109 218V217H108ZM110 218L111 219H115L116 218V215L113 217V216H110ZM118 218V217H117ZM161 218V217H160ZM202 218V219H203ZM229 218V219H228ZM232 218H233V227H235L236 225H238V228H236L235 230H230V228H229V230H227L228 229V227H229V225H228V223H227V219H228V221L230 222V221H232ZM238 218H240V221H238L239 223H237L236 222V219H238ZM47 219H48V217H47ZM50 219H51V217H50ZM53 219H55V218H53ZM64 219V218H63ZM144 219V218H143ZM148 219V218H147ZM120 220V219H119ZM123 220V219H122ZM129 220H131V224L133 225V218L131 217ZM170 219H168V221H169ZM201 220V219H200ZM220 220V219H219ZM45 221V220H44ZM44 221H42V222H44ZM49 221V220H48ZM62 221V220H61ZM108 221H110L109 219H108ZM116 221V220H115ZM118 221V220H117ZM123 221H125V220H123ZM122 221V222H123ZM126 221H127V219H126ZM51 223V222H50ZM53 223H55V222H53ZM106 223H108V222H106ZM113 223V222H112ZM148 222L146 221V223H145V226H146V224H147ZM168 223H171V222H168ZM45 224V223H44ZM102 224V223H101ZM229 224H232L231 222L229 223ZM109 225V224H108ZM122 224L121 223H116L115 224V227L114 228H118L117 229V231L119 230V229H121V226ZM124 225V224H123ZM132 225H130V226H132ZM206 225V224H205ZM111 226V225H110ZM126 226V225H125ZM171 226H173V224L171 223ZM216 226V225H215ZM124 227V226H123ZM147 227H148V225H147ZM194 227V226H193ZM9 228V227H8ZM45 228H47V227H45ZM113 228V229H114ZM126 228V227H125ZM130 228V227H129ZM172 228V227H171ZM42 229H44V228H42ZM50 229V228H49ZM123 229V228H122ZM174 229V228H173ZM211 229V228H210ZM51 230V229H50ZM53 230V229H52ZM62 230V229H61ZM170 230V229H169ZM177 230L178 231H180V225H178V227H177ZM187 230V229H186ZM193 230V229H192ZM200 230V229H199ZM123 231V230H122ZM121 231V232H122ZM174 231V230H173ZM7 232H9V231H7ZM42 232V231H41ZM69 232V231H68ZM113 232V231H112ZM119 232V231H118ZM125 232V231H124ZM177 232V231H176ZM189 232V231H188ZM12 234H13V232H11ZM15 233V232H14ZM28 233V232H27ZM42 233H45V232H42ZM49 233V232H48ZM51 233V232H50ZM96 233V232H95ZM114 233V232H113ZM116 233V232H115ZM123 233V232H122ZM186 233V232H185ZM203 233V232H202ZM209 233V232H208ZM231 233H234V236H233V238H231V236H230V234ZM9 234V233H8ZM47 234V233H46ZM97 234V233H96ZM121 234V233H120ZM139 235H140V233H138ZM135 231H133V239H135L136 241H137V247H139V252H140V256H142L143 255V253L146 255H148L149 254V248H150V246H155V244H156V241H157V238L153 241V243H152V239L151 240H149L151 243V245L150 246H144V236L143 237H140L139 235H138ZM176 235H177V233H175ZM191 234V233H190ZM200 234V233H199ZM207 234V233H206ZM205 234V235H206ZM212 234V233H211ZM217 233H215V235H216ZM15 235V234H14ZM14 235H12V237L14 236ZM43 235V234H42ZM41 235V236H42ZM219 235V234H218ZM2 236V235H1ZM51 236V235H50ZM97 236V235H96ZM102 236V235H101ZM114 236V235H113ZM181 236V235H180ZM203 236V235H202ZM209 236H210V234H209ZM209 236H208V238H209ZM213 237H214V235H212ZM11 237V238H12ZM35 237V236H34ZM47 237H49L48 235H47ZM52 237V236H51ZM88 237H90V236H88ZM103 237H104V235H103ZM124 237V236H123ZM201 237V236H200ZM206 237V236H205ZM216 237H217V235H216ZM18 238V237H17ZM33 238V237H32ZM46 238V237H45ZM91 238V237H90ZM127 238V237H126ZM170 238V237H169ZM184 238V237H183ZM211 238V237H210ZM219 238V237H218ZM15 239V238H14ZM34 239V238H33ZM32 239V242L34 241ZM48 239V238H47ZM63 240H62V245L63 246H65L66 245V249L65 250H63L62 251V253H64V256H62V257H58V260L59 261H56L57 259H55L54 258V260H52V262L54 263V264H92V262H90V260H89V256H90V254L88 253V257L87 258H82V260H80V261H77L76 259H75V250H74V245H72V244H70V243H72L74 240L72 239V241H71V237H70V234H68V235H64V237L62 238ZM147 239V238H146ZM159 239V238H158ZM197 239V238H196ZM201 239V238H200ZM199 239V240H200ZM206 239V238H205ZM215 239V238H214ZM217 239V238H216ZM17 240V239H16ZM45 240V239H44ZM185 240V239H184ZM208 240V239H207ZM210 240V239H209ZM208 240V241H209ZM218 240V239H217ZM6 241V240H5ZM14 241V240H13ZM31 241V240H30ZM179 240L178 239H176L174 242H175V245H174V248L176 247V246H179V242H178ZM214 241V240H213ZM212 241V242H213ZM28 242V241H27ZM110 242V241H109ZM112 242V241H111ZM203 242V241H202ZM205 242V241H204ZM211 241H210V244L212 243ZM216 242V241H215ZM214 242V243H215ZM223 242V241H222ZM24 243V242H23ZM22 242H21V245L23 244ZM81 243V242H80ZM92 243V242H91ZM107 243V242H106ZM149 243V242H148ZM199 243V242H198ZM206 243V242H205ZM209 243V242H208ZM213 243V244H214ZM264 243V242H263ZM25 244V243H24ZM23 244V245H24ZM29 244V243H28ZM40 244V243H39ZM129 244V243H128ZM181 244V243H180ZM197 244V243H196ZM200 244V243H199ZM210 244H208L209 246H210ZM212 244V245H213ZM103 245V244H102ZM116 245V244H115ZM121 245V244H120ZM162 245V244H161ZM160 245V246H161ZM193 245H195V244H193ZM204 245H207V244H204ZM221 245V244H220ZM16 246H18V244L16 245ZM25 246V245H24ZM81 246V245H80ZM117 246V245H116ZM159 246V247H160ZM199 246H201V245H199ZM261 246V245H260ZM38 247V246H37ZM124 247V246H123ZM132 247V246H131ZM163 247V246H162ZM180 247V246H179ZM195 247V250H196V245L194 246ZM235 247H234V249H235ZM10 248V247H9ZM18 248V247H17ZM23 248V247H22ZM26 248V247H25ZM24 248V249H25ZM84 248V246L82 245L81 247H79L78 248V250H80V252H81V250ZM93 248H95L94 246H93ZM122 248V247H121ZM201 248V251H204L205 250V248L202 246V247H200ZM207 248V247H206ZM210 248V247H209ZM229 248V247H228ZM227 247H226V249H228ZM3 249V248H2ZM97 249V248H96ZM120 249V248H119ZM126 249L127 248H125V251H126ZM159 249V248H158ZM175 249H177V251H176V253H178L179 252V249L176 247ZM118 250V249H117ZM122 250V249H121ZM160 250V249H159ZM210 250V249H209ZM229 250V249H228ZM241 250V249H240ZM144 251H146V253L144 252ZM169 251V250H168ZM197 251V250H196ZM195 251V252H196ZM61 252V251H60ZM120 253H121V251H119ZM123 252V251H122ZM229 252H230V250H229ZM26 253V252H25ZM35 253V252H34ZM157 253V252H156ZM155 253V254H156ZM175 252H173V254H174ZM17 254H18V252H17ZM47 254H49V253H47ZM60 254V253H59ZM58 254V255H59ZM77 254V253H76ZM101 254V253H100ZM117 254V253H116ZM116 254H114V255H116ZM123 254H125V252L123 253ZM197 254V253H196ZM226 254V253H225ZM230 254V253H229ZM84 255V254H83ZM121 255V254H120ZM169 255V254H168ZM175 255V254H174ZM201 255V254H200ZM19 256V255H18ZM36 256V255H35ZM34 256V257H35ZM50 256V255H49ZM60 256V255H59ZM123 256V255H122ZM121 256V257H122ZM164 256V255H163ZM173 256V255H172ZM171 256V257H172ZM181 256V255H180ZM189 256H190V254H189ZM197 256V255H196ZM204 256V255H203ZM202 256V257H203ZM23 257V256H22ZM38 257H40V256H38ZM42 257V256H41ZM92 257H94V256H92ZM179 257V256H178ZM206 257V256H205ZM246 257V256H245ZM1 258V257H0ZM12 258V257H11ZM49 258H51V257H49ZM114 258V257H113ZM123 258V257H122ZM190 258V257H189ZM188 258V259H189ZM191 258H192V256H191ZM8 259V258H7ZM47 259V258H46ZM52 259V258H51ZM117 259V258H116ZM115 259V260H116ZM120 259V258H119ZM141 259V258H140ZM172 259V258H171ZM187 259V258H186ZM194 259V258H193ZM3 260V259H2ZM115 260H113V261H115ZM118 260V259H117ZM163 260H165V258H163ZM178 260V259H177ZM182 260V259H181ZM15 261V260H14ZM24 261V260H23ZM48 261V260H47ZM111 261V260H110ZM146 261H148V260H145L144 262L146 263ZM155 261H159V259H158V256L157 257H155ZM188 261H191V260H188ZM39 262V261H38ZM56 262V263H55ZM174 262V264H177V263H175L176 261H173ZM172 262V263H173ZM237 262V263H238ZM4 263V262H3ZM105 263V262H104ZM118 263H119V261H118ZM157 263V262H156ZM155 263V264H156ZM164 263V262H163ZM169 263V262H168ZM185 262H183V264H184ZM258 263H259V261H258ZM264 263V262H263ZM19 264H21V263H19ZM34 264V263H33ZM36 264V263H35ZM37 264H39V263H37ZM44 264V263H43ZM51 264V263H50ZM99 264V263H98ZM119 264H121V263H119ZM133 264V263H132ZM146 264H151V262H147ZM161 264V263H160ZM243 264V263H242Z\"/></svg>", "mask_w": 264, "mask_h": 264}]
</instances>
